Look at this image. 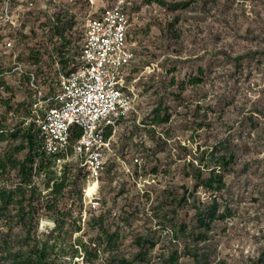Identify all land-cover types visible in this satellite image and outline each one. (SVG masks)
Returning <instances> with one entry per match:
<instances>
[{"label":"rangeland","instance_id":"1","mask_svg":"<svg viewBox=\"0 0 264 264\" xmlns=\"http://www.w3.org/2000/svg\"><path fill=\"white\" fill-rule=\"evenodd\" d=\"M110 2H12V23L0 24L1 126L31 122L38 100L29 74L44 100L53 96L59 76L80 65L87 20ZM128 15L132 109L110 133L104 171L97 184L89 181L74 152L59 165H72L85 177L74 223L82 230L72 240L93 241L97 231L90 219L101 215L105 227L119 233L118 254L125 258L137 254L135 240L144 237L155 242L148 256L152 264L172 251L178 252V264H193V251L202 256L201 264H264V0H132ZM159 105L170 117L152 126ZM218 144L235 152L220 196L221 210L228 206L230 212L197 243L191 235L193 207L179 204L194 184L186 165L197 150ZM89 187L94 189L87 196ZM194 197L209 198L200 189ZM92 198L99 199L97 210L89 205ZM180 224L187 231L172 237L168 230ZM52 228L51 221L41 220L40 232ZM108 257L101 254L96 264Z\"/></svg>","mask_w":264,"mask_h":264},{"label":"trees","instance_id":"2","mask_svg":"<svg viewBox=\"0 0 264 264\" xmlns=\"http://www.w3.org/2000/svg\"><path fill=\"white\" fill-rule=\"evenodd\" d=\"M3 3L1 0L0 7ZM182 7L176 5L175 9ZM55 35L61 39L64 37L61 32ZM58 56L63 59V50ZM154 111L152 126L168 122L170 116L167 112L162 113L161 105ZM110 136L108 132L106 138ZM79 137V131L74 129L67 150L57 156H48L43 150L40 133L32 122L26 126L21 123L14 128L0 125V264H77L76 259H82L84 264H96L100 255L105 253L109 257L103 264H152L148 256L155 247L154 241L138 237L135 240L137 254L133 258L120 256L119 233L110 232L101 215L90 219L97 231L93 241L72 240L73 235L82 230L74 223L75 215L80 214L83 205L85 177L82 179L80 176L81 170L75 173L72 165H59L64 163L70 152H74ZM222 148L223 145L218 144L202 152L197 150L198 156L186 165L187 176L194 184L191 190H185L179 204L193 207L195 226L191 235L195 236L197 243L205 242L211 225L226 219L230 212L228 206L221 210L220 196L226 189L224 171L234 162L235 152ZM85 171L88 176L86 168ZM199 189L209 196L207 200L194 197ZM42 219L51 221L53 228L40 232ZM187 228L180 224L168 232L178 238ZM173 243L179 244L175 240ZM201 258L199 252H192L193 264H201ZM159 259L160 264L179 263L177 251Z\"/></svg>","mask_w":264,"mask_h":264},{"label":"built area","instance_id":"3","mask_svg":"<svg viewBox=\"0 0 264 264\" xmlns=\"http://www.w3.org/2000/svg\"><path fill=\"white\" fill-rule=\"evenodd\" d=\"M13 1L4 0L0 24L12 23ZM97 1L88 0L91 5ZM131 1L111 0L97 17L87 20L80 65L59 76V87L53 96L44 100L35 85L34 74H29L38 100L30 120L40 133L44 152L48 156L65 152L74 129L78 130L80 137L75 143L74 154L87 169L88 180L96 184L111 151L112 135L106 138V134H114L132 109V90L127 86L128 71L134 58L127 43V8ZM15 71L21 72L20 68ZM45 103L47 105L43 107ZM89 205L92 210H97L99 199L92 198Z\"/></svg>","mask_w":264,"mask_h":264},{"label":"bare ground","instance_id":"4","mask_svg":"<svg viewBox=\"0 0 264 264\" xmlns=\"http://www.w3.org/2000/svg\"><path fill=\"white\" fill-rule=\"evenodd\" d=\"M94 187H89L87 190H86V195L88 196V193L93 191Z\"/></svg>","mask_w":264,"mask_h":264}]
</instances>
